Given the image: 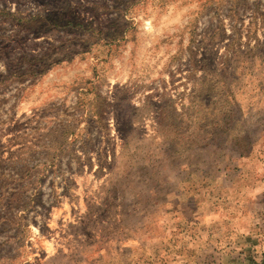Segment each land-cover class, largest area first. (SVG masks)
Wrapping results in <instances>:
<instances>
[{"label": "rangeland", "instance_id": "374dc122", "mask_svg": "<svg viewBox=\"0 0 264 264\" xmlns=\"http://www.w3.org/2000/svg\"><path fill=\"white\" fill-rule=\"evenodd\" d=\"M0 264H264V0H0Z\"/></svg>", "mask_w": 264, "mask_h": 264}]
</instances>
